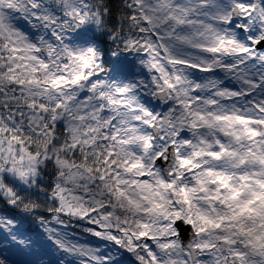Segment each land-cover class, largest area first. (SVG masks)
<instances>
[{
	"label": "snow or ice",
	"instance_id": "snow-or-ice-1",
	"mask_svg": "<svg viewBox=\"0 0 264 264\" xmlns=\"http://www.w3.org/2000/svg\"><path fill=\"white\" fill-rule=\"evenodd\" d=\"M37 248L264 264V0H0V264Z\"/></svg>",
	"mask_w": 264,
	"mask_h": 264
},
{
	"label": "rangeland",
	"instance_id": "rangeland-1",
	"mask_svg": "<svg viewBox=\"0 0 264 264\" xmlns=\"http://www.w3.org/2000/svg\"><path fill=\"white\" fill-rule=\"evenodd\" d=\"M40 256H43V259L45 262H47L49 260H54V257H56V256H51V255H44V253L41 251V249L37 248L35 255L17 254L15 259H17L18 261H21L22 264H31L32 261H37ZM57 256H59V255H57ZM59 259H60V256H59ZM126 264H128L127 261H126Z\"/></svg>",
	"mask_w": 264,
	"mask_h": 264
},
{
	"label": "trees",
	"instance_id": "trees-1",
	"mask_svg": "<svg viewBox=\"0 0 264 264\" xmlns=\"http://www.w3.org/2000/svg\"><path fill=\"white\" fill-rule=\"evenodd\" d=\"M30 227L33 229V233L35 234V232L36 231H39V232H41L42 233V229L39 227V225L38 224H36V223H31L30 224ZM35 236V235H34ZM35 238V237H34ZM88 240H89V242H94L93 240H92V238H88Z\"/></svg>",
	"mask_w": 264,
	"mask_h": 264
}]
</instances>
